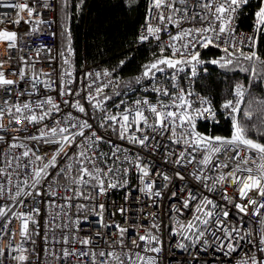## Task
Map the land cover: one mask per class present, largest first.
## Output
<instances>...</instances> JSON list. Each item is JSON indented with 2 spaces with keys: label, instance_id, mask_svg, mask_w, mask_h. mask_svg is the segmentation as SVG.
Returning a JSON list of instances; mask_svg holds the SVG:
<instances>
[{
  "label": "snow or ice",
  "instance_id": "1",
  "mask_svg": "<svg viewBox=\"0 0 264 264\" xmlns=\"http://www.w3.org/2000/svg\"><path fill=\"white\" fill-rule=\"evenodd\" d=\"M82 2L83 0H81ZM189 3L190 0H149L148 18L144 31L139 37L141 42L148 40L149 37H154L159 41L160 33L167 31L168 25L177 28L175 34L169 35L166 44L161 43L160 55L143 65L141 76L136 78V83L139 84L141 79L156 80L157 73L164 74L171 83L173 91H169L168 87L160 84H153L151 90L157 95L155 103L148 98L137 99L132 107H125L118 114H110L105 111L101 117L100 127H111L113 132L118 133L119 139L128 140L131 144L145 149L155 141L152 147L154 151H159L163 147L166 154L165 162L170 159L173 165L182 166L185 171H188V165H193L189 174L203 184L207 191L222 193L221 199L231 204L243 216L251 214L260 217L264 204L259 203L256 196L264 198V142H261L259 138H253L250 133L256 132L257 137H264V98L253 97L245 107V96L249 89L242 83H236L231 93L233 98L225 99L220 105V111L226 114V119L230 120L231 134L230 136L211 135L198 131L197 124L199 120H205L215 125L220 123L212 99L181 87L178 81L181 78L180 74L185 73L186 69L189 70V73H186L187 79L192 81L197 76L198 66L204 63L247 73L249 84L254 83L257 79L264 81V57L258 52L259 44L264 41V0H260L254 13L253 31L247 35L236 32L234 21L237 13L249 3V0H195L192 6L199 8V12H190ZM63 4L66 6L67 0H63ZM177 4L184 7L178 8ZM0 6L14 9L16 19L12 21L13 25L19 26L21 21L31 25L30 31L25 30L24 35L38 34L43 31L42 25L52 23L39 15V8L36 6L35 0L32 6L28 0H0ZM41 6L45 9L51 7L47 0H44ZM23 13L27 14L26 20ZM152 20H156L158 23L153 24ZM186 21L192 22V26L182 27ZM3 22L4 17H0V24ZM197 23L199 26H196ZM64 32L67 40V56L64 52H61L60 55L64 57L63 64L68 67L60 78L59 95L61 97L80 96V92L71 87L74 81L72 80L71 60L68 57L73 53L72 38L67 27ZM50 35L55 36V33L52 32ZM237 37H239V42H237ZM22 39L23 37L19 35L18 31L0 28V45L6 47L5 55L8 57V59L0 60V89L11 95L12 89L9 86L24 81L30 83L32 91L29 95L32 96H37L40 93L41 86L45 90L55 91L52 88L55 82L51 75L45 72L37 74L35 71L34 64L38 61L34 60L32 56L26 57L20 54L23 50L18 48V44ZM210 46L220 49L224 55L219 59L205 62L201 59L198 49H206ZM44 49L51 51L47 45H41L35 49V56L39 57ZM166 49H171V54L168 56L164 55ZM12 50H17V59L22 65L18 70L13 69L11 73L18 79L7 78V73L4 70L6 63H14L11 59ZM243 62H246L247 66H244ZM123 63L124 61H121V64ZM29 68L32 70L31 77H29ZM169 69L172 70L171 73L168 72ZM92 75L93 73L86 74L87 77ZM95 75L99 79L100 74L95 73ZM104 75L110 74L105 71ZM41 77H46V79H41ZM92 83L94 84L95 81ZM106 86H97L93 91L92 84L88 85L87 100L94 109H101L102 101L97 97L103 94V88ZM19 95H24L23 89L20 90ZM164 97H168V100L165 101ZM107 99L110 97H103V100ZM63 103L70 104V107L80 113L86 112L80 100L70 103L65 99ZM0 105H2L0 106V130L4 132L11 130L23 133L28 132V125L34 127L42 125L27 136H12L11 142L7 144V150L4 153L8 156L6 167L11 168L15 161L17 170L9 174L5 167H0V176L6 177L7 183L11 185L13 175L19 176L20 169H23L24 172L23 187L16 185L17 190L14 194H10L8 199L12 200L14 204L22 206L26 204V201L19 199L20 197H32V201L27 204V212H15L8 205L0 206V220H8V223L0 226L4 231L9 230L11 222L9 214L11 213V216L19 221L18 235L21 241L31 239L34 230L30 225L38 226L36 217L41 213L39 205L42 202H46L50 206L55 205L54 200L44 201L43 199L46 195L50 197L57 195L52 184H48V181L52 179L51 170H57L55 173L57 176H64L71 185L75 186L66 189L72 193V196L64 197L68 202L77 197H82L85 200L95 199L98 196L106 195L110 189L128 186L129 167L107 166L109 160H119L117 153L121 152L120 146L112 144V141L109 140L107 142L112 147L110 155L96 151L94 145L104 138L98 136L95 131H92L90 136H86L85 130L92 129V125L86 120L81 121L69 113L63 121L56 120L54 126L43 123L52 117L53 112H60V104L52 96L38 98L34 104L29 102L10 103L8 99H4L0 101ZM257 115L260 117L258 122L253 119ZM5 116L8 117L7 124L3 123ZM18 123L20 124L19 128L16 127ZM77 137L83 138L84 143H79ZM157 137H166L171 145L178 147L170 149L167 144H161ZM4 140L5 136L0 135V141ZM27 141L35 142L36 145L40 143L55 144L57 148L52 151L49 157L47 151L37 154L39 149H34ZM74 144L77 145L79 151L70 156L67 149ZM17 148H21L23 151L12 154V150ZM63 160H72L74 163L61 166ZM124 160L130 166L135 167L139 174L138 179L142 185L139 188L140 192L150 199L163 195L160 190L156 189V182L150 180L153 169L150 164L143 161L139 153L134 158L125 155ZM156 174L162 176L164 181L171 180V177L163 172ZM175 175L181 180L185 178L179 171ZM52 183H56V181L53 180ZM44 185H47L46 191L43 190ZM225 185L234 186V191L238 193L239 200L242 202H237L234 197H230ZM88 186L95 190L96 197L91 194L85 195L83 188ZM164 187L167 188V184ZM9 191L11 190L9 189ZM3 192L4 185L0 184V196L3 195ZM251 193L256 195H250ZM172 196L176 197L177 192H172ZM190 201H197L195 212L198 215H195L193 220L186 224L177 221L176 226L172 229V234H180L184 240L199 241L206 234L203 230L198 231L199 225L207 226L208 218L215 216L217 231L223 232V238L216 236L215 232L212 233L215 241H219V248H227V254L236 252L239 243L246 237L240 235L241 227L233 225L229 228L226 226L230 212L225 210V206L215 203L207 196L200 199L192 191H189L187 198L183 200V208H189ZM67 206L71 207L72 205L68 203ZM209 206L211 209H221V211L209 210ZM77 207L85 209L87 206L80 204ZM105 210V204L98 203L91 209V213L98 217L96 223L101 228H115V232L112 233L114 239L108 244L109 250L101 249L97 253L93 250L94 238L92 236H86L83 239L76 237L74 242L82 245L84 250L64 248L62 249L63 258L75 256L80 264H86L83 259L85 257H90L92 264H97V257L101 258L99 264H157L156 257L143 255L140 249L142 242L144 253H160L162 251V248L158 246L161 243L160 238L153 235L151 231L145 230L144 234H135L138 238H132L130 243H127L125 234L129 232V229L114 222L105 223ZM175 210L180 211V209ZM117 211L123 214L126 209L120 207ZM63 215H67V213H63ZM109 215H115V213ZM83 219L86 221L88 217L85 216ZM242 219L243 217H241ZM74 223L79 226L80 219L77 218ZM260 223L264 225V219H261ZM45 227L47 228L49 225L45 224ZM141 227L143 226L141 225ZM152 227L157 228L159 225L154 223ZM186 232L191 235H186ZM35 234L39 235V232ZM247 235H251V233L248 232ZM96 236L104 239L108 233L97 231ZM62 240L64 244L70 242L68 236H63ZM45 241H47V236H45ZM105 242L107 241L105 240ZM204 244L207 245L208 241L204 240ZM117 246L121 249L120 252L115 250ZM177 247L184 249L186 246L180 242ZM6 249L8 258L14 260L15 264H26L30 260V257L26 255L27 249L23 247V243H18L15 246L9 243L0 247V257H4ZM257 251L264 253V234L261 235ZM239 264H264V256L258 258L253 254L242 259Z\"/></svg>",
  "mask_w": 264,
  "mask_h": 264
},
{
  "label": "built area",
  "instance_id": "2",
  "mask_svg": "<svg viewBox=\"0 0 264 264\" xmlns=\"http://www.w3.org/2000/svg\"><path fill=\"white\" fill-rule=\"evenodd\" d=\"M56 1L57 0H47L51 7L45 9L41 6L43 5L44 0H35L36 6L39 8V15L45 20L52 21V23L50 25H42L41 27L43 31L32 35H24L25 30L30 31L31 25L24 24L23 21H21L19 26L13 25L12 21L16 19L14 9L0 6V17H4V22L0 24V28L18 31L19 35L23 37V39L18 44V48L23 50L20 54L26 57L32 56L34 60L38 61L34 64V69L37 74H39V72L49 73L52 80L55 82L52 85V88L55 89V91L45 90L41 86L40 93L37 96H32L29 95V93L32 91L30 88V83L21 81L17 85L9 86L12 89L11 95H8L5 90L0 89V101L8 99L10 103L29 102L34 104L38 98L43 99L47 96H52L54 100L60 104V112H53L52 117L43 123L54 126L56 120L63 121L69 113L81 121L86 120L92 125V129H86L85 135L90 136L91 132L95 131L98 136H102L104 138L101 142L94 145L96 151L110 155L112 147L107 142L109 140L112 141V144L120 146L121 152L117 153L119 160H109L107 162V166L120 168L129 167L130 171L127 176L129 183L125 188L110 189L106 195L98 197H96L95 190H93L90 186L84 187L83 191L85 195L91 194L96 198L85 200L82 197H77L68 202L65 201L64 197L72 196V193L66 191V189L68 187L75 186L71 185L69 181L64 178V176H57L55 174L57 170H51L52 179L48 181V184H52V187L56 190L57 195L55 197L46 195L43 199L44 201L54 200L55 205L50 206L46 202H42L39 205L41 207V213L38 217H36L38 226L30 225L34 232L29 241H21V238L18 235L19 221L12 217L10 213L9 219L11 222L9 223V230L4 231L3 228L0 227V247H4L9 243H11L13 246L18 243H23V247L27 249L26 255L30 257V260L26 262V264H80V261H78L77 257L75 256H71L67 259H64L62 256V249L64 248H69L72 250H84L82 245L74 242V238L79 237L80 239H83L86 236H92L94 238L93 250L97 253L101 249L105 251L109 250L108 244L114 239L112 233L115 232V228H101L96 223L98 217L91 213V209L94 207V205L103 203L106 206L104 213L105 223L111 224L114 222L129 229V232L125 234V240L127 243H130L132 238H138V236L135 234H144L145 230L151 231L153 235L160 238L161 243L158 245L162 248L160 253H144L142 251V242V247L140 249L141 254L156 257L157 264H239L242 259H246L248 256L253 254H255L258 258L264 256V253L257 251V245H259L261 235L264 234L260 223L264 209H261L260 217L251 214L248 216H243V214L238 213V211L231 204H228L226 201L221 199L222 193L207 191L203 184L196 181L189 174L193 169V165H188V171H185L184 167L173 165L170 159L168 162H165L166 154L163 147H161L159 151H154V148L152 147V144H154L155 141L151 142L149 147L145 149L138 145L131 144L128 140L119 139L118 133L113 132L111 127H100L102 123L101 117L104 115L105 111L110 114H118L125 107H132L137 99L148 98L153 103H155L157 95L151 90L153 84H160L162 86L168 87L169 91H173L171 88V83L165 78L164 74L157 73L156 80L146 79L139 86L122 90L118 94L111 96L110 99L103 100V97L106 96V91H108L118 80L119 71L122 65L121 61L123 60H118L112 64L103 65L100 63L86 62L84 58L81 57L80 62L76 63L72 60V53V55L68 57L71 60L72 80L74 81L71 87L75 91L80 92V96L72 95L61 97L59 95L60 78L68 66L63 64L64 57H61L60 55L61 52H64L65 56H67V44H65L61 50H59L57 47ZM28 2L30 6H32L34 0H28ZM250 2H256L255 5H259L260 0H249V3ZM194 3L195 0H190L188 5L189 11L199 12V8H193L192 5ZM148 4L149 0H144V15L136 30L135 39L132 46L133 49L141 44L157 47L160 49L161 43L163 42L166 44L168 42L169 35L175 34L177 32L176 27L168 25V30L160 33L159 41L154 37H149L148 40L141 42L139 37L144 31L146 19L148 18ZM255 5L251 11L250 24L245 29L239 27V17L243 14L244 6L237 13L236 19L234 21V27L237 33L243 35L252 33L254 13L258 8V5ZM176 6L178 8L184 7L179 4ZM22 15L26 20L27 14L23 13ZM151 23L156 24L158 21L152 20ZM191 26L192 22L189 21H186L182 24V27L185 28ZM196 26H199V24L197 23ZM52 32L55 33V36L50 35ZM237 42H239V37H237ZM41 45H47V48L51 49V51L49 52L47 49H44L40 53V56L36 57L35 49L41 47ZM165 52L167 55H170L171 49H166ZM5 53L6 47L4 45H0V60L8 59ZM16 53L17 50H12L11 59L14 61V63H6L4 65V70L7 73V78L9 79H18L17 76L12 75L11 73L13 69L18 70V68L22 66L17 59ZM28 70L29 77H31L32 70L30 68ZM105 71H107L110 75L105 76ZM171 71V69L168 70L169 73H171ZM203 71L204 70L201 65L198 66L197 75ZM87 73H93V75L91 77H87ZM95 73L100 74L99 79H97ZM186 73H189L188 69L185 70V73L180 74L181 78L178 81L179 85L185 89L193 90L195 93L200 95L210 97L213 102V98L210 94L203 93L195 88V78L192 81H189L187 79ZM41 79H46V77H41ZM93 81H95L94 84L92 83ZM89 84H92L93 91L97 86L107 85L103 88V94L97 97V99L102 101L101 109H94L87 100ZM233 88L234 86L232 87V90ZM21 89L24 90V95H19ZM230 98H233L232 95L227 99ZM65 99L69 100L70 103L80 100V102L85 107L86 112L80 113L76 109L70 107V104H64L63 100ZM163 99L167 101L168 97H164ZM222 102H220L219 105H215L213 102V106L217 110V119L219 121L230 123V120L225 118L226 114L220 111V105ZM117 105L120 107L117 108ZM7 122L8 117L5 116L3 123L7 124ZM199 122L205 123L207 128H209L211 125H215L211 122H206L205 120H199ZM41 126L42 125H37L34 127L32 125H28V132L23 133L11 130L4 132L0 130V135L5 136V140L0 141V167H5L9 174L16 171L17 169L15 161H13L11 168L6 167L8 156H6L4 153L7 150V144L11 142L10 138L12 136H27L29 133H34L35 129ZM16 127L19 128L20 124H16ZM157 140H159L161 144H167L170 149H175L178 147L171 145L170 141H167L166 137H157ZM77 141L81 144L84 143V139L81 137H77ZM27 143H29V145L34 149H39L37 154L47 151L49 157L51 156L52 151L57 148V145L55 144L45 145L40 143L39 145H36V143L32 141H27ZM21 151H23L21 148L13 149L12 154H18ZM67 151L68 154L72 156L77 151H79V148L74 144L71 148H68ZM137 153H139L143 161L150 164L151 168L153 169L150 180H154L156 182V189L163 193L161 197H152L150 199L147 195L139 191V188L142 187L138 179L139 174L137 173L135 167L130 166L127 161L124 160L125 155L134 158ZM71 163L74 162L72 160H63L61 166ZM101 166L103 167L104 165L102 164ZM19 171V176L13 175L11 185L7 183L6 177L0 176V184L4 185L3 195L0 196V206L8 205L15 212H27V204L31 203L32 197H20L19 199H24L26 201V204L23 206L20 204H14L12 200L8 199L9 195L14 194L17 190L16 185L23 187L22 180L24 178V172L23 169H20ZM177 171H179L185 177L184 180L179 179L175 175ZM157 172H163L167 174L169 177H171V180L164 181L162 176L156 174ZM53 180H55L56 183H52ZM165 184H167V188L164 187ZM225 187L230 197H234L237 202H242L239 200L238 193L234 191V186L225 185ZM9 189L11 191H9ZM46 189L47 185H44L43 190L46 191ZM27 190L30 191L31 189ZM189 191H192L193 194L200 199H203L205 196L213 199L215 203L224 205L225 210L230 212L228 224L226 226L229 228H231L233 225L241 227L242 231L240 235L246 237L245 240L239 243L236 252L227 254V248H219V241H215L212 233L215 232L216 236L223 238V232L217 231L215 216L208 218L209 224L207 226L199 225L198 231L203 230L206 233L205 236L199 241H195L194 239L184 240L182 235L172 234V229L174 226H176L177 221L182 224H186L187 222L192 221L195 215H198V213L195 212V205L197 201H190V207L187 209L183 208L182 202L185 198H187ZM172 192H177V196L173 197ZM250 195L255 196L256 194L251 193ZM256 199L259 203L264 204V198L256 196ZM68 203H70L72 206L68 207ZM80 204H84L87 207L85 209H78L77 205ZM120 207L126 209L123 214L117 211V209ZM175 209H180V211H176ZM209 210L216 212L221 211V209H211L210 206ZM251 211L252 209L250 207V213ZM58 213L60 215H57ZM63 213H67V215H63ZM110 213H115V215L110 216ZM85 216L88 217L86 221L83 219ZM241 217H243L242 220ZM77 218L80 219L79 226L74 223ZM4 223H8V220H0V226H2ZM154 223L159 225V227H152ZM45 224H48L49 227L46 228ZM57 225H60V227H57ZM141 225L143 227H141ZM97 231L101 233L107 232L108 236L104 239L97 237ZM36 232H39V235H36ZM248 232H250L251 235H247ZM185 234L191 235L187 232ZM45 236H47V241H45ZM63 236H68L70 241L68 244L63 243ZM105 240L107 242H105ZM204 240L208 241L207 245L204 244ZM32 241H35V243H32ZM249 241H252V243H249ZM180 242L185 244L186 247L184 249L177 247L178 243ZM225 243H227V241H225ZM115 250L117 252L121 251L118 246L115 248ZM13 255H15V253H13ZM83 259L86 261V264H92L90 257H85ZM99 259L101 258L97 257V264H99ZM0 264H15L14 260L8 258L7 249L5 251L4 257H0Z\"/></svg>",
  "mask_w": 264,
  "mask_h": 264
},
{
  "label": "trees",
  "instance_id": "3",
  "mask_svg": "<svg viewBox=\"0 0 264 264\" xmlns=\"http://www.w3.org/2000/svg\"><path fill=\"white\" fill-rule=\"evenodd\" d=\"M256 2L244 6L243 14L239 17V27L245 29L250 24L251 11ZM258 5V4H257ZM255 5V6H257ZM144 0H63L56 1V31L57 47L61 50L67 44L65 27L68 28L72 38V60L79 63L81 57L89 63L112 64L123 60L119 71V78L115 84L106 91L111 97L122 90L141 85L146 79L136 83L141 76L143 65L151 62L160 55V49L144 44L132 48L136 30L144 15ZM201 59L205 62L219 59L224 53L215 47L199 48ZM247 51V49H245ZM259 54L264 57V41L259 44ZM165 56H168L164 52ZM247 66L246 62H243ZM207 71L199 73L194 80L196 89L210 94L215 105L231 96L232 87L242 83L249 89L245 96L244 106L256 97L264 98V81L257 79L249 84L248 74L221 68L211 63L201 65ZM255 108V105H254ZM259 121V115L254 116ZM251 123V122H249ZM197 130L211 135L230 136V123L220 121L218 125L207 128L205 123L199 122ZM253 138L264 142V137H257L256 132L250 133ZM264 219V212L262 215ZM262 230L264 233V225Z\"/></svg>",
  "mask_w": 264,
  "mask_h": 264
}]
</instances>
